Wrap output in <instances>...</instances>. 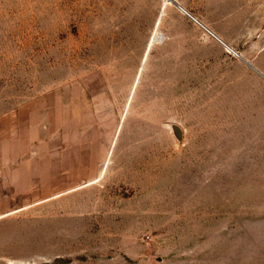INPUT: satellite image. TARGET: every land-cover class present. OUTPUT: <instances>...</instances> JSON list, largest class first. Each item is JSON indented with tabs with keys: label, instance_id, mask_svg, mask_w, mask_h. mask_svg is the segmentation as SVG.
<instances>
[{
	"label": "rangeland",
	"instance_id": "374dc122",
	"mask_svg": "<svg viewBox=\"0 0 264 264\" xmlns=\"http://www.w3.org/2000/svg\"><path fill=\"white\" fill-rule=\"evenodd\" d=\"M0 264H264V0H0Z\"/></svg>",
	"mask_w": 264,
	"mask_h": 264
},
{
	"label": "crops",
	"instance_id": "0c3cea01",
	"mask_svg": "<svg viewBox=\"0 0 264 264\" xmlns=\"http://www.w3.org/2000/svg\"><path fill=\"white\" fill-rule=\"evenodd\" d=\"M188 15V14H187ZM194 22H196L197 24H199L202 28H204L206 30V32L209 34L210 39L212 40V42H216V43H221L225 48H228L225 45V42L222 41V39L218 36L215 35L214 33H212L210 30L206 29L204 26L201 25L200 22H198L195 18H193L192 16L188 15Z\"/></svg>",
	"mask_w": 264,
	"mask_h": 264
}]
</instances>
